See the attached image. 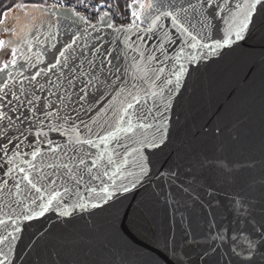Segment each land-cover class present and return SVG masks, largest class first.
I'll return each mask as SVG.
<instances>
[{"label":"water","instance_id":"water-1","mask_svg":"<svg viewBox=\"0 0 264 264\" xmlns=\"http://www.w3.org/2000/svg\"><path fill=\"white\" fill-rule=\"evenodd\" d=\"M160 2L134 0L130 25H117L110 14L102 16L105 22L86 24L79 19L85 16L71 9L23 0L2 15L0 40L5 41V47L0 48V67L11 64L12 48L17 50V66L11 69V78L0 72V89L4 83L10 85V91L0 90V97L9 93L0 101V110L11 118V122L7 118L0 121V149H8L7 156L0 151V181L8 179L7 161L19 143L22 154L27 155L18 162L30 161L33 146L39 147L43 156L37 158V167L56 179L53 169L47 167L55 163V171L64 177L57 187L67 180L74 190L64 196L63 207L54 204V210L32 220H25L22 213L34 192L30 194L22 186L17 195L11 182V194L0 191V220L5 221L0 224V238L13 232V221L22 229L18 234L13 232L18 238L11 241V264H145L146 257L157 259L158 264H204L206 257L201 254L213 242L220 264H230L217 231L228 234L229 229H235L237 220L247 215L248 205L257 217L264 215V33L255 31L219 53L201 56L167 20L161 22L159 31H147ZM169 2L187 7L197 0H163L165 5ZM215 2L224 11L217 9L215 18H209L212 27L207 43L222 42L238 11L236 4L242 5L244 0ZM134 11L139 19L132 15ZM203 11L207 14L211 10L205 7ZM192 22L195 24V19ZM92 25H96L95 30ZM166 31L172 43L164 38ZM72 40H76V50H70L68 63L48 71L54 59H61L59 51ZM190 53L196 55L193 62H189ZM109 60L111 68L107 67ZM179 64H184V75L177 87L173 72ZM136 66L148 71L137 73ZM38 70H43L41 75L31 80ZM89 79L94 86L87 85ZM81 88H87L88 93L83 101L79 99ZM153 91L156 97H152ZM128 92L141 97V104L135 105L137 112H150L144 123L159 124L160 112L167 104L163 141L157 148H142L139 157L136 141L150 137L153 128L120 133L119 143L110 141L97 148L74 145L76 137L71 130L65 133L49 128L62 123L49 112L70 115L80 125L82 138L98 142L97 134H106L114 126ZM30 100L34 103H28ZM38 130L47 133L53 147L59 146L58 154L41 143L44 137L36 136ZM101 154L103 161L93 167L91 161ZM109 156L114 160L112 165L107 164ZM79 158L87 164L79 165ZM141 158L147 172L142 176L137 166ZM63 163L78 165L73 174L83 177L79 186L59 167ZM116 167L122 169L116 184L127 185L129 191L121 189L105 203L99 198L102 181L110 185L109 176ZM105 170L109 176L103 175ZM137 176L133 187L131 181ZM18 201L23 204L18 205ZM78 201L99 207L73 212L70 206ZM65 208L71 215L59 214ZM0 247L8 252L7 242Z\"/></svg>","mask_w":264,"mask_h":264},{"label":"snow or ice","instance_id":"snow-or-ice-1","mask_svg":"<svg viewBox=\"0 0 264 264\" xmlns=\"http://www.w3.org/2000/svg\"><path fill=\"white\" fill-rule=\"evenodd\" d=\"M227 2V0H226ZM33 7H39L38 5H33ZM149 8L153 6L151 4L148 5ZM207 7L211 11L205 14L203 9ZM221 8L219 3H216L215 0H197L196 3H189L187 7L182 5H174L169 2L167 5L163 3V0L155 7V16L152 18L148 32L159 31L162 25V21H169L172 27L177 31L180 37L185 38L184 42L191 49L197 50L198 55H207L209 52L211 53H219L221 48L231 47L234 41H240L245 38L246 35L251 34L255 31H260L264 33V0H244V3L236 4V9L238 10L232 17L231 23L228 24L227 29L225 30L224 36L221 40H216L214 43H207L206 41L210 38V28L212 25L209 22V18H215L216 10ZM74 11V10H73ZM99 11V8H97ZM195 14V15H194ZM108 13H105L107 16ZM134 17H136V12L132 13ZM139 19V17H136ZM80 20L85 21V23H90L83 16H79ZM101 22L104 21V17H99ZM193 19H195L196 23L193 24ZM200 27L197 29L196 25ZM92 28L95 30L96 25H92ZM136 29L135 22L133 24V30ZM73 35H75L73 33ZM164 38L168 40L169 43L173 41L169 39L168 32H164ZM71 39V38H70ZM80 39V37H76V40ZM76 40H72L71 44H69L64 51H59V57L61 59H54L52 63V67L48 69V71H53L56 68H63L71 58V51H75L74 45L76 44ZM9 42V45L10 46ZM5 47V41L0 40V48ZM163 47V45H161ZM16 48L11 49L12 60L11 64L8 63L3 64L0 67V72H6V74L11 78V69L17 66L16 59ZM184 50L181 49L180 56L183 57ZM66 53H68L66 55ZM83 54L81 50V55ZM140 56H143V53H140ZM190 60L189 62H193L196 60V55L189 54ZM156 59V57H153ZM103 66V65H102ZM107 67L111 68V60H109ZM43 70H38L35 74L30 78L31 80H35L38 76L41 75ZM116 73H119V69H114ZM135 71L137 73L147 72L148 69L146 67L136 66ZM23 75V73H21ZM176 80V86H179L181 77L184 75V64H179L178 69L173 72ZM169 84L172 83L171 80L168 81ZM87 85L94 86L93 81L89 79L87 81ZM135 88V85H133ZM3 89H8L10 91V85L8 83L3 84ZM0 89V90H3ZM81 96L80 101H83L87 98V88L80 89ZM123 93L124 90L121 89ZM8 92H5L4 97H0V101H4L5 97L8 96ZM152 97H156L158 94L153 91L151 93ZM13 99L19 102V97L12 93ZM130 97V99H129ZM28 103H34V101H28ZM144 103H147V99L144 100ZM141 104V97L135 92H128L125 97V101L121 106L120 114L117 117V120L112 126L111 130H109L106 134H97V140H93L90 137L82 138L80 135L81 129L80 125L76 124L72 121V117L70 115H60L58 113L49 112L48 115L52 117L54 120L62 121V123L56 124L55 126L49 125L50 130L52 131H62V132H71L75 135V140L72 141L74 145H87L90 148H97L99 144H107L110 141H115L119 143V134H129L135 132L137 128L139 129H149L153 128L154 133L149 136H143L138 139L136 142L140 145V148L136 149L137 156H140L142 148H157L160 146L163 141L166 133L164 129V121L167 119L166 111L167 104L164 105V110L160 112L159 124L152 123H144L147 119L149 113L140 114L135 110V105ZM49 107H54V105H50ZM131 110V111H130ZM18 111V109H17ZM35 115V112L33 113ZM128 119H125V118ZM133 117L136 119V123H133ZM9 119L11 122V118L8 117L6 112L0 110V121L4 119ZM71 121V123H69ZM81 123H84L81 121ZM93 123H96L93 121ZM67 124L68 127L65 128L64 125ZM86 131L91 133V129L88 128L87 124L84 125ZM44 137V140L41 143H47L49 150L55 155L60 152L59 146L53 147L52 142L48 141L47 133L42 132V130H38L36 132V136ZM19 139V138H18ZM7 141H5L6 143ZM17 148V151L13 153L12 157L7 161V171L6 175L8 179L0 181L3 184V188H0V191H5L11 194L12 189H9L8 185L11 182L14 185L16 194L19 195L23 186V190L28 191L30 194L32 192L35 193L34 196L31 197V202L26 208L25 212L22 213L25 220H32L34 218L42 217L47 213L50 209H53V205L55 204L56 208L63 207L64 204V196L66 194H73L74 190L70 188L67 184V180L63 184H60L57 187L58 181L64 179V177L60 176L55 169L57 165L55 163H50L47 165L48 168L53 169L52 176L57 177L56 179H52L50 176L43 172V168H38L36 161L38 157L43 156L39 147L33 146V150L31 152V160H19L18 158L22 155V151L20 150L19 143L14 145ZM126 147L125 145H121ZM6 156L8 153L7 148L0 149ZM75 152V148H73ZM91 155V153H89ZM69 161H71V157H69ZM103 161V154L98 156L96 159L91 161V165L93 167H98V162ZM124 162H127V157H124ZM114 160L112 156H109L107 161L108 165H112ZM15 164V167L12 165ZM87 161L83 158H79V165H86ZM26 165V166H22ZM137 166L140 169L139 175H146V168L143 159H139L137 161ZM62 169L65 170V175L71 179L77 186L80 184V180L83 179L82 176L74 175V168L78 167V165H72L70 163H63L59 165ZM91 169H89V172ZM122 169L120 167H116L111 176H109L107 170L104 171V176H109V181H111L110 185L105 184L102 181L101 186V195L99 198L103 200V202L107 203L118 191L121 189L124 192L129 191V187L127 185H117L115 180L121 174ZM15 173L16 175H13ZM131 175V174H129ZM99 176L94 177V179H98ZM137 176L134 178L131 183L132 186H135ZM42 181H46L47 183H42ZM95 192V189H90ZM23 204V201H18V205ZM89 206L91 207H99L98 204H87L82 202H77L71 205V209L74 212L77 208L86 209ZM242 210L244 209V203L241 205ZM252 206L248 205L246 211L247 215L242 216L237 220V226L235 229H229L228 234H224L221 231H217L216 237L221 243V246L227 250V255L230 258V264H264V215L257 217V215L251 210ZM54 210V209H53ZM61 216H69L71 213L65 208L63 211L59 213ZM241 220L243 221V226H241ZM0 224H5L4 220H0ZM7 227V226H6ZM6 230V228H5ZM22 231L21 227L18 223L13 221V232L18 234ZM13 232H9L7 236L0 238V246H3L6 242L8 245V252L5 253L3 248L0 247V264H11L9 261V255L12 254L13 249L11 247V241L16 240L18 238L17 235H14ZM11 237V240L8 238ZM257 240L260 242L257 243ZM168 251L167 241L165 242V252ZM174 251V249H173ZM212 253V255H208ZM202 257H206L204 260V264H220V254L216 249V243L213 242L205 252L201 254ZM166 258V257H165ZM145 264H158L157 259H153L152 257L145 258ZM171 264V262H169ZM225 264H229V262H225Z\"/></svg>","mask_w":264,"mask_h":264},{"label":"built area","instance_id":"built-area-1","mask_svg":"<svg viewBox=\"0 0 264 264\" xmlns=\"http://www.w3.org/2000/svg\"><path fill=\"white\" fill-rule=\"evenodd\" d=\"M126 3L121 6L116 1H93V0H49L48 5L74 10L78 14H82L86 19L95 24L100 21L106 12L110 14L117 25L131 24L130 4ZM99 8V11H97Z\"/></svg>","mask_w":264,"mask_h":264},{"label":"trees","instance_id":"trees-1","mask_svg":"<svg viewBox=\"0 0 264 264\" xmlns=\"http://www.w3.org/2000/svg\"><path fill=\"white\" fill-rule=\"evenodd\" d=\"M41 1H45L44 4L48 3L49 0H25V3H41ZM97 2L101 1H111V0H93ZM131 0H120V5L124 6L126 3H130ZM16 0H3L0 2V17L11 7H13L16 4Z\"/></svg>","mask_w":264,"mask_h":264},{"label":"rangeland","instance_id":"rangeland-1","mask_svg":"<svg viewBox=\"0 0 264 264\" xmlns=\"http://www.w3.org/2000/svg\"><path fill=\"white\" fill-rule=\"evenodd\" d=\"M3 1V0H0V2ZM25 1V0H24ZM111 1H116L117 3L120 4V0H111ZM134 0H131L130 2H133ZM45 1H41V4H44ZM44 5H48V4H44ZM0 20H1V17H0Z\"/></svg>","mask_w":264,"mask_h":264},{"label":"flooded vegetation","instance_id":"flooded-vegetation-1","mask_svg":"<svg viewBox=\"0 0 264 264\" xmlns=\"http://www.w3.org/2000/svg\"><path fill=\"white\" fill-rule=\"evenodd\" d=\"M18 0H16V2H17ZM24 1V0H23Z\"/></svg>","mask_w":264,"mask_h":264}]
</instances>
